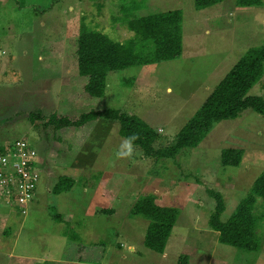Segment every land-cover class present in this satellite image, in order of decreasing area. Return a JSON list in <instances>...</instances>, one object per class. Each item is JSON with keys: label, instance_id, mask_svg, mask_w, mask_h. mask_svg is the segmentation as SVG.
I'll use <instances>...</instances> for the list:
<instances>
[{"label": "rangeland", "instance_id": "374dc122", "mask_svg": "<svg viewBox=\"0 0 264 264\" xmlns=\"http://www.w3.org/2000/svg\"><path fill=\"white\" fill-rule=\"evenodd\" d=\"M132 1L0 0V148L27 140L39 153L42 177L47 175L27 215L0 192V264H177L181 254L191 256V264H264L262 198L254 209L257 251L221 243L209 222L217 204L209 190L223 194L226 221L264 170V116L252 108L217 122L175 158H150L135 145L132 157L119 158L126 138L116 120L44 128L53 113L77 118L112 107L155 128L157 146L170 145L249 48L264 44V0L249 7L222 0L203 9L195 0H135L143 2L140 14L182 10V55L110 72L104 100L95 101L71 76L78 74L81 24L125 40L130 32L120 20L122 6ZM248 94L264 97V75ZM33 113L41 119L33 122ZM228 147L244 149L240 165H222ZM64 174L75 185L53 193ZM148 193L179 210L166 257L144 244L148 219L131 214Z\"/></svg>", "mask_w": 264, "mask_h": 264}, {"label": "trees", "instance_id": "16d2710c", "mask_svg": "<svg viewBox=\"0 0 264 264\" xmlns=\"http://www.w3.org/2000/svg\"><path fill=\"white\" fill-rule=\"evenodd\" d=\"M20 2V0H16ZM222 0H195L197 9H203ZM238 6H261L262 0H236ZM143 2L123 5L124 20L129 37L119 41L104 30L90 27L83 20L77 40L78 74L71 75L75 83L95 101H103L108 87V75L114 70L131 66H145L164 60H172L183 52V12L181 9L140 14ZM136 6V7H135ZM50 7H48L49 9ZM134 8V11L130 12ZM51 9V8H50ZM133 13V14H132ZM118 19V18H115ZM264 75V44L251 47L217 84L196 114L179 130L173 143L157 146L160 133L137 114L119 108L92 109L79 117L51 114L44 122V128L54 132L66 127H84L99 118L116 120L120 124V134L125 138L136 135L134 142L150 158H175L185 147L197 146L217 122L237 118L245 109L252 108L264 116V97L249 95L250 89ZM74 86V85H73ZM33 122L41 119L40 113L31 114ZM1 149H4L3 147ZM244 149L225 148L222 150L223 166H238L242 162ZM47 177L45 174L38 185ZM76 181L64 174L53 186V193H62L73 188ZM216 198L217 204L210 217L211 227L218 232L219 241L247 251H257L261 245L258 235V218L254 209L258 198L264 200V170L253 183L252 189L244 197L228 220L221 215L226 208L223 194L208 191ZM37 193L35 197H38ZM35 201V200H34ZM113 213L111 209L107 211ZM132 215H142L148 219L144 244L147 248L163 253L173 232L179 210L176 207L157 203L154 193L143 194L134 204ZM59 216V215H56ZM264 217V214H263ZM177 264H189L188 254H181Z\"/></svg>", "mask_w": 264, "mask_h": 264}, {"label": "built area", "instance_id": "2783aa9c", "mask_svg": "<svg viewBox=\"0 0 264 264\" xmlns=\"http://www.w3.org/2000/svg\"><path fill=\"white\" fill-rule=\"evenodd\" d=\"M0 148V192L6 202L15 204L28 214L42 178L38 151L24 139Z\"/></svg>", "mask_w": 264, "mask_h": 264}, {"label": "clouds", "instance_id": "9594fccd", "mask_svg": "<svg viewBox=\"0 0 264 264\" xmlns=\"http://www.w3.org/2000/svg\"><path fill=\"white\" fill-rule=\"evenodd\" d=\"M138 139V136L132 135L122 141L117 151L119 158H130L134 153V142Z\"/></svg>", "mask_w": 264, "mask_h": 264}, {"label": "crops", "instance_id": "0c3cea01", "mask_svg": "<svg viewBox=\"0 0 264 264\" xmlns=\"http://www.w3.org/2000/svg\"><path fill=\"white\" fill-rule=\"evenodd\" d=\"M158 199V198H157ZM35 202V201H34ZM33 202V203H34ZM157 202H158V200H157ZM169 241V240H168ZM131 248V250H134V246H131L130 247ZM166 248H167V246H166ZM164 253V252H163ZM164 256L166 257L167 256V249L165 250V253H164ZM189 256V255H188ZM196 259V258H195ZM190 260H191V256H189V264H191V262H190ZM193 260V259H192ZM200 259H196V260H194V264H197L198 263V261H199Z\"/></svg>", "mask_w": 264, "mask_h": 264}]
</instances>
